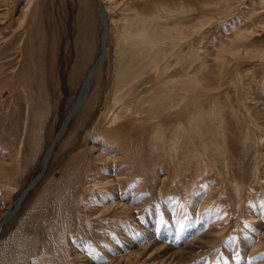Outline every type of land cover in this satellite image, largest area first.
<instances>
[{"label":"rangeland","instance_id":"rangeland-1","mask_svg":"<svg viewBox=\"0 0 264 264\" xmlns=\"http://www.w3.org/2000/svg\"><path fill=\"white\" fill-rule=\"evenodd\" d=\"M102 3L106 60L18 207L104 27L0 0V264H264V0Z\"/></svg>","mask_w":264,"mask_h":264},{"label":"bare ground","instance_id":"bare-ground-1","mask_svg":"<svg viewBox=\"0 0 264 264\" xmlns=\"http://www.w3.org/2000/svg\"><path fill=\"white\" fill-rule=\"evenodd\" d=\"M96 2H97V4H98V7H99V9H100V12H101V14H102V21H101V25H102V27H104L103 26V20L104 19H106L107 20V24L109 25V20H108V16H107V12L105 11V7L103 6V3H102V0H95ZM108 25H106V27L108 28V31H109V27H108ZM104 30H106V28L104 27ZM107 37H108V33H107ZM105 39H107V38H105ZM143 39H148V38H143ZM152 41V40H151ZM106 42V41H105ZM143 42H145V40L143 41ZM149 42H150V39H149ZM152 42H154V41H152ZM107 43V42H106ZM146 43H148V41L146 42ZM146 43H145V45H146ZM151 43V42H150ZM150 43H148V44H150ZM104 47H105V49H104V47H103V56L101 55V57H100V59L98 60V62L90 69V74H89V77H88V79L85 81V83L83 84V86H82V90H81V92H80V94H79V97L77 98V100L75 101V105H74V107L72 108V110H71V112H70V115L68 116V118H67V121L65 122V125H64V127L62 128V130H61V132L59 133V135H60V137H58V139H57V141H55L54 142V144H52L53 146L50 148V149H48V151H47V153H46V156H45V159H44V161H43V163H42V170H41V172H44V174H45V172L47 171V168H48V163H49V161H50V159H51V157H52V155H53V153H54V150H52L53 149V147H54V145L61 139V137L63 136L62 134H63V132H64V130H65V128L68 126V124L70 123V119H71V117L76 113V111L83 105V103L87 100V93H88V96H89V92H90V87H91V85H92V83H93V79H94V76H95V74H96V72L101 68V66L104 64V62H105V60H106V50H107V48H106V44L105 45H103ZM87 87L89 88V89H87ZM44 176V175H43ZM42 176V177H43ZM38 178V177H37ZM35 179L34 181H33V183H32V185H31V187H30V189L32 190V188H34L35 187V185L39 182V180L38 179ZM38 180V181H37ZM40 180H41V178H40ZM30 190V191H31ZM29 191V192H30ZM28 192V193H29ZM28 193H24L23 195H22V198L20 199V201H19V205H18V207L20 206V204H21V202H23L24 200H25V198H26V196L28 195ZM16 210H18V209H16ZM8 220V218H5L4 220H3V223L0 225V232H1V227H2V225L6 222Z\"/></svg>","mask_w":264,"mask_h":264},{"label":"water","instance_id":"water-1","mask_svg":"<svg viewBox=\"0 0 264 264\" xmlns=\"http://www.w3.org/2000/svg\"><path fill=\"white\" fill-rule=\"evenodd\" d=\"M103 26L106 28V30H104V33H103V35H102V38H101V40H102V43H103V45H105L106 44V39L105 38H107V33H108V28L106 27V25H108L107 24V20L106 19H104L103 20ZM104 47V46H103ZM104 49H105V47H104ZM103 56V55H102ZM102 58V57H101ZM87 89H89L88 87H87ZM87 97H88V93H87ZM67 120V119H66ZM57 139H58V136H57ZM57 139H56V141H57ZM53 150V149H52ZM44 175V172H41L40 174H39V176H38V180H40V178H42V176ZM37 180V181H38ZM33 183V182H32ZM31 189L30 188H28L27 189V191L25 192V193H28L29 191H30Z\"/></svg>","mask_w":264,"mask_h":264}]
</instances>
